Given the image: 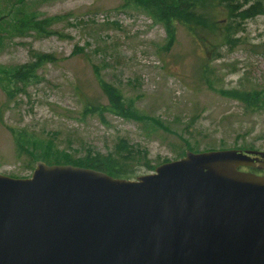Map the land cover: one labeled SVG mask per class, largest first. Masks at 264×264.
Masks as SVG:
<instances>
[{"label": "rangeland", "instance_id": "rangeland-1", "mask_svg": "<svg viewBox=\"0 0 264 264\" xmlns=\"http://www.w3.org/2000/svg\"><path fill=\"white\" fill-rule=\"evenodd\" d=\"M14 1L3 0L0 17ZM20 8L43 21L44 29L5 33L0 67L14 71L37 53L55 60L36 65L25 83L2 81L0 74V173L27 177L34 168L17 153L8 127L29 138H49L77 156L87 148L106 154L125 139L132 155H144L148 164L140 158L135 176L174 160L184 147L178 136L198 150L264 151V109L248 112L222 93L264 90V12L243 23L233 46L220 48L209 63L207 85L201 75L204 52L192 35L176 24L169 44L163 25L139 6L122 0H23ZM96 75L162 127L107 112L81 116L86 101L106 104Z\"/></svg>", "mask_w": 264, "mask_h": 264}, {"label": "water", "instance_id": "water-1", "mask_svg": "<svg viewBox=\"0 0 264 264\" xmlns=\"http://www.w3.org/2000/svg\"><path fill=\"white\" fill-rule=\"evenodd\" d=\"M0 264H264V151L187 149L135 179L0 173Z\"/></svg>", "mask_w": 264, "mask_h": 264}, {"label": "trees", "instance_id": "trees-1", "mask_svg": "<svg viewBox=\"0 0 264 264\" xmlns=\"http://www.w3.org/2000/svg\"><path fill=\"white\" fill-rule=\"evenodd\" d=\"M122 1L124 6L133 4L141 7L150 18L162 24L166 30L169 44L173 43L175 39L176 24L186 29L204 52L201 75L207 85H210L209 75L212 72L209 63L219 57L220 48L222 46H233L237 39L235 35L243 30V23L264 12L263 0ZM22 2L23 0H15L8 12L0 17V42L5 33L24 34L28 29H34L37 32L44 29L43 21H35L33 15L21 13L20 5ZM2 3L3 0H0V9L3 6ZM7 17L10 18L9 21H7ZM4 24H7V28ZM34 58L33 62L25 64L14 71H7L0 67V74L3 76L2 81L25 83L34 77V67L36 65L55 60L53 55L44 53H37ZM96 77L98 85L106 98V104L86 101L82 104L81 116H101L107 112L124 119H145L156 128L162 127L157 118L145 117L134 106L132 100L126 99L119 89L104 81L100 76L96 75ZM222 93L241 102L248 112L264 109V90L239 89L223 91ZM8 130L13 137L17 153L19 155L25 154L28 157L27 168L30 170L36 161L41 160L47 164H71L102 171L116 178L133 179L136 177V167L140 165L138 162L140 158L143 159L142 162L145 166L148 165L144 155L141 157L132 155V146L122 138L106 154L87 148L86 154L77 156L71 155L64 149H58L49 138H29L25 131L15 130L12 127H8ZM178 137L184 143V150L180 147L175 159L180 158L185 149L198 151V148L193 147L187 140L182 139L181 136ZM250 170L258 171L257 168H250Z\"/></svg>", "mask_w": 264, "mask_h": 264}]
</instances>
